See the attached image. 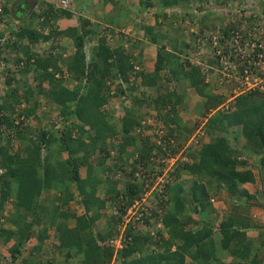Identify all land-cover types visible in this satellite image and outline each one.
<instances>
[{
    "label": "trees",
    "instance_id": "16d2710c",
    "mask_svg": "<svg viewBox=\"0 0 264 264\" xmlns=\"http://www.w3.org/2000/svg\"><path fill=\"white\" fill-rule=\"evenodd\" d=\"M190 1L140 0L143 8L136 29L141 36H130L127 51L110 46L85 18H78L77 27L64 31L73 47L65 57L55 42L40 52L18 43L26 37L38 48L59 35L52 27L46 34L26 26L13 29L14 41L3 45L6 58L12 57L14 62L22 55V70L34 74L24 89L14 74L7 75L11 96L8 104L0 103V243L7 246L10 264H15L31 237L36 240L32 252L47 245L50 251L62 253V262L45 261L50 264H72V260L75 264H186L185 259L189 264H264V225L252 222L250 208L258 205L248 202L257 194L243 187L256 179L264 185V90L255 87L240 92L225 106L238 84L228 83L211 46V33L222 18L204 13L194 19L187 8ZM219 3L217 0L215 5ZM2 7L7 14L6 6ZM37 11L29 16L40 26L49 18L71 15L49 4L40 5ZM146 17L153 24H143ZM184 17L198 23V33L187 32ZM234 25L225 23L218 41L226 39ZM142 41L155 50L148 72L140 67ZM110 83H114L111 94ZM139 88L143 90L138 95L132 94ZM186 94L192 105L198 104L196 113L199 122L205 120L204 134L196 146L184 152L191 161L174 171L177 181L169 188L159 217L163 230H157L155 238L147 230L127 228L124 236L129 238L115 250L107 240L117 235L120 214L142 189L138 180L117 187L113 171L133 153L148 165L152 151H179L197 126L181 125L177 107ZM126 95L132 103L124 107L117 123L111 119L108 100ZM52 105L57 114L54 123L33 132L29 121L47 120ZM140 107L145 108L144 115L157 118L168 129L164 149L153 142L154 135L139 138L132 134L143 116ZM110 148L115 150L113 156ZM80 167L85 169L83 178ZM102 171L106 173L103 179L99 176ZM99 187L102 196L97 195ZM44 191L52 192L54 199L42 198ZM219 191L232 204L230 213L216 223L209 217L214 211L209 198L211 192ZM263 192L264 186L260 194ZM71 201L81 206V213L67 208ZM107 201L116 207L109 217L102 213ZM6 203L13 208L7 218L2 213ZM152 217H156L154 212ZM100 219L102 226L97 227Z\"/></svg>",
    "mask_w": 264,
    "mask_h": 264
},
{
    "label": "built area",
    "instance_id": "2783aa9c",
    "mask_svg": "<svg viewBox=\"0 0 264 264\" xmlns=\"http://www.w3.org/2000/svg\"><path fill=\"white\" fill-rule=\"evenodd\" d=\"M67 3L68 0H58L56 6L64 9L67 7ZM2 6L3 0H0V75L4 76L8 75L5 70L13 72L23 69L25 61L22 55H18L17 61L5 62L6 54L4 51H6V48L4 49L3 45L7 41H14V37L11 33L12 28L5 29L6 19L3 16ZM187 8L194 19L197 17L200 19L206 13V10H213L214 13L223 16L220 22H216L214 33H211V46L214 48L213 54L217 57L221 68L225 70L224 74L227 75L228 83L230 84L232 81L238 84L231 90L232 95L225 101V106L229 105L232 97L240 92L255 87L264 90V6L259 7L246 2L239 4L233 1H226L222 5L213 4L208 6L199 0H193L190 1ZM174 11L179 15L182 14L179 13L180 10L174 9ZM183 22L188 26V33H198V23L195 20L189 22L186 18ZM227 22H235L236 25L229 30L230 35L220 42L217 39V34L221 35V28ZM16 23L17 21H14L12 25L14 26ZM31 61L30 58L29 64H31ZM6 63H8L7 67H5ZM156 121L160 120L155 117L152 118L150 115L142 116L139 119V124L133 127L132 134L139 138L154 135L153 142L162 145L164 149V143L166 142L163 136L166 133L154 126L153 122ZM204 122V119L200 121L195 131L177 153L172 154L167 149L158 153L152 151L147 161L148 165H144V162L140 161L138 154L135 153L132 158L133 161L129 162L130 166L128 168H124L125 166L117 168L119 171L124 169V172L128 174L129 181H140L142 190L137 198L124 207L123 212L120 214V220L116 225L117 235L107 242L115 250L122 248L123 242L129 238L124 236V231L127 228H130L133 232L147 230L156 238L154 233L162 228L159 220L163 212L162 206L167 204L168 190L177 181L173 175L174 171L179 164H187L191 161V158L184 152L187 147L193 148L199 143L198 140L204 134L202 130ZM153 130H155V134L152 133ZM170 144H173L172 140ZM132 164L135 165L133 171L131 169ZM1 172L2 169H0ZM209 202L213 203V198H209ZM153 212L156 217H152ZM115 213L116 210L113 211V214ZM147 222L153 224L155 227L154 232L151 231L152 224L149 226Z\"/></svg>",
    "mask_w": 264,
    "mask_h": 264
},
{
    "label": "crops",
    "instance_id": "0c3cea01",
    "mask_svg": "<svg viewBox=\"0 0 264 264\" xmlns=\"http://www.w3.org/2000/svg\"><path fill=\"white\" fill-rule=\"evenodd\" d=\"M4 1L6 2L4 3ZM139 1L140 0H68L67 7L65 9L70 12L71 14L70 17L49 18L48 20H46L45 25L43 24V26H40L37 25L35 18L29 16L30 12L32 10L36 11L35 9L37 8L39 9L40 5H44V4L45 7L47 6V4H49L52 5L54 8H58L56 6L58 0H9V1L3 0V3L5 4L4 6H6L5 8L8 11L7 14L4 13V16L8 19V21L5 22L6 24L5 29H11V28L16 29L19 28L20 26L21 27L26 26L31 29L36 28L38 32L42 34H46L47 31L51 30L52 27V30L58 31L59 35H54L48 38L46 41H44L45 44L39 45L38 48H35L34 44H30L28 42V38L26 37H23L21 40L18 41V43L21 46H29L30 51L32 50V51L40 52L43 50L44 48L43 46H47L50 44L52 45L55 42L58 47V50L62 53V56L65 57L72 52L73 47H72L71 37L66 35L64 31L66 32L70 28L77 27L78 18H85L89 21L90 26L96 31V33H99V30L102 31L109 30L113 33H118L119 34L118 37L116 38L113 37V39L115 40L114 47L120 46L127 51V49H129L128 46L130 45L127 36L129 35V32L132 31V29L139 27L137 23V19L139 18L140 13L142 11L141 9L143 8V7L142 8L139 7L140 6ZM221 1L222 0H220V2ZM202 2L208 6H211L213 4H216L217 0H204ZM233 2L239 4H241L242 2H246L247 4L250 5H255L259 7L264 6L263 0H233ZM212 12H213L212 10L209 11L208 13H206L207 14L206 16L211 17V15L214 14ZM214 18L219 19V18H223V16L215 14ZM12 19H16L20 25L12 27L11 26ZM143 19L144 20L142 21V23L145 24L146 26H150L151 24H153L152 19H149L147 17ZM153 32H157V27H154ZM11 33H13L12 30ZM140 50H141L140 67L144 71L148 72L151 70V66L154 59V53H155L154 46L152 44H149L147 41H142ZM12 59H13L12 57L5 58V62H8L10 60H11L10 62H12ZM8 63H6L5 67H7ZM21 70L13 71V72H9L8 70L7 71L5 70V73L8 75L10 74V76L14 74V77H16V79H18L20 83L23 82V84H21L20 87L24 89L28 86L27 81L31 79L34 72L30 71L29 69L27 71H23V70L21 71ZM6 76L7 75L4 76L0 75V103L4 102L8 104L9 101L8 96L9 95L11 96V93L8 92L9 90H7L6 87L7 86L5 83ZM107 107L109 109L110 116L113 117V113H112L113 107L109 104V101ZM50 108H53L52 112L54 113L56 109L54 105L50 106ZM250 186L252 188L253 184L246 183L243 185V187L246 188V190L249 193H253L251 192L252 190H249L251 189L249 188ZM42 198L47 200L54 199L53 193L50 191H44L42 193ZM29 239L34 240L33 245L36 246L35 237H31ZM8 244H11V241H9Z\"/></svg>",
    "mask_w": 264,
    "mask_h": 264
},
{
    "label": "rangeland",
    "instance_id": "374dc122",
    "mask_svg": "<svg viewBox=\"0 0 264 264\" xmlns=\"http://www.w3.org/2000/svg\"><path fill=\"white\" fill-rule=\"evenodd\" d=\"M37 10H38L37 12H39L38 8H37ZM132 31L134 33H132ZM132 31L129 32V35L127 36V39L131 38L130 36H132V35L136 36L138 38L140 37V35L138 34V31H137L136 28L132 29ZM98 34L104 35L107 43L109 45H111V46L112 45L114 46V41L115 40L113 39V37L116 38V37L119 36L118 33H113V32H111L109 30H106V31L99 30ZM112 35H114V36H112ZM130 42H131V39H130ZM91 43L92 42L90 41L89 44H91ZM113 84L114 83H110L111 86ZM230 84L233 85L235 83L231 81ZM142 90H143V88L142 89L139 88L138 90H136L132 94L138 95V93L140 91H142ZM223 90L224 89H221V91H223ZM186 96L187 97L185 99H183V101H182L183 103L179 106V108L177 107L181 125L189 126V125L197 124V126H198L199 123H200L199 122V116L196 113L197 108H198V104L192 105L193 101L192 100H191V102L189 101L190 98L188 97L189 96L188 94H186ZM39 98H40V102L41 101L43 102V97L40 96ZM108 101H109V104L113 107L112 120L114 119L118 123V121H119L118 119L123 114L124 107L129 106L132 103L131 97H129L128 95H126L125 98L113 97V99L110 98ZM139 110H140L139 112L144 116L143 113H144L145 108L144 107H140ZM48 111H49L48 114L50 116L47 119L48 121L46 119L41 120L40 123H37V122H34V121H29L30 127L33 129V132L37 131L39 128H43V127L47 128L49 126V124H51V122L54 123L55 116H57V114H56L55 111H54V113L52 112L53 108H50ZM141 114H140V116H141ZM153 124H154L155 127H158L160 129H162V131L164 133L168 132V129L166 128V126L161 121L153 122ZM56 126H58V125H55V127ZM169 126L173 127L172 125H169ZM197 126L195 125V128L192 130L193 132L195 131ZM154 131L155 130L152 131L153 134H155ZM236 140L238 142V141L241 140V138L240 139L238 138ZM17 144H18V142L13 143L12 147L15 149ZM110 152H114L115 153V150L110 148ZM134 154L135 153H133L132 156H130L128 158L126 157V155H123L124 156V160H125V158H127V159H126L124 164L122 163L123 165H121V166H125L124 168H128V166H130L129 162L131 160L133 161L132 158H133ZM64 156H65L64 154L61 155V157H64ZM118 167H120V165ZM254 171H255V168H253V172ZM113 172L114 173H113L112 177L118 181L117 184H116L117 187L122 188L124 186V184L129 179L128 174L126 172H124V169H123V171L122 170L119 171L117 168ZM79 174H80V176L82 178L85 176L84 167H80L79 168ZM105 175H106V173H104L103 171L99 173V176L102 179L104 178ZM108 175L110 176V174L107 172V176ZM255 175H257V174L255 173ZM263 186L264 185H260L258 179H256V181L254 182L252 188H251V186L249 187V188H251L249 190H252L251 192H254V193L257 194L255 199L248 200L249 203L258 205V206H254L253 205V207L250 208V216H251L252 222L254 224H256V225H264V206L261 207L262 200L264 199V195H263L264 192H263V194L262 193L260 194V192L263 189ZM101 189L102 188L99 187L98 190H97V195H99V196H102V190ZM259 194H260V196H259ZM78 198H79V196H76L75 200H77ZM210 198H213L214 211L212 213H209V217H213L214 218V222L217 223L219 220H221L223 217H225L227 214L230 213V208H231V204L232 203L226 198L225 194L222 191H219L218 193L211 192L210 193ZM67 208L69 210L73 211L74 213H77V214L81 213V206L79 204H77V202H75V201L74 202H72V201L69 202L68 205H67ZM114 210H116V207L112 206L111 204H109V201H107L105 203V208L102 209V213H104L106 217H109V215H111V213H113ZM12 212H13L12 206L10 205V203H6L5 207L3 209L4 217L7 218L8 214H10ZM187 214H189V213H187ZM96 225H97V227H101L102 226V220L101 219L98 220L96 222ZM6 226H7V224H6ZM151 231H153V232L155 231V227L153 226V224H152ZM50 232H51V230H50ZM33 244H34V240H30L29 239L27 242H25L24 246L22 247V249L20 251L19 256L14 261L15 264H23L22 260L26 261L25 264H50V263H45V261H47V260H49V261L53 260L54 262L55 261L56 262H62L63 261L62 253H56V252L50 251V249H48L49 247L47 245H45V247L44 246L41 247L39 252H35V251L32 252L31 250L35 246ZM171 248L173 249V246H171ZM8 258H9V254L7 252V246L6 245H2L0 243V264H3L4 260L8 264V262H9ZM185 262H187L186 264H189V260L188 259H185ZM71 263L75 264L73 260L71 261Z\"/></svg>",
    "mask_w": 264,
    "mask_h": 264
},
{
    "label": "clouds",
    "instance_id": "9594fccd",
    "mask_svg": "<svg viewBox=\"0 0 264 264\" xmlns=\"http://www.w3.org/2000/svg\"><path fill=\"white\" fill-rule=\"evenodd\" d=\"M226 1H230V2H232L233 0H222L220 3H219V5H222L224 2H226ZM4 4V3H3ZM4 6V5H3ZM59 8V7H58ZM65 9V8H64ZM36 11H37V9H35ZM209 11H211V10H206V13H208ZM213 11V10H212ZM2 12H3V7H2ZM212 13H214V12H212ZM216 13H214V14H212L213 15V17H214V15H215ZM216 15H219V14H216ZM3 16H4V13H3ZM220 16H222V15H220ZM4 18L6 19V22L8 21V19L4 16ZM42 18H43V16H41V18H40V20H42ZM214 19V18H213ZM223 19V18H222ZM221 19V20H222ZM14 21H17L16 19H12L11 20V26L13 27V25H12V22H14ZM19 25V23H18V21H17V23H16V25H14V26H18ZM12 29H14V28H12ZM12 32H13V30H12ZM107 42V41H106ZM107 84H109V82H107ZM109 86V85H108ZM113 89H114V84L112 85V86H109V89H108V92L110 93V90L113 92ZM111 92V93H112ZM110 93V94H111ZM116 97H120V96H116ZM126 96H124V97H121V98H125ZM112 98V97H111ZM148 115V114H147ZM56 119H59V117H57ZM110 153V155L111 156H113L114 155V152H109ZM211 203V202H210ZM212 204V206H213V203H211ZM111 215H114L113 213H111ZM110 216V215H109ZM2 221H3V219H2ZM163 229L162 228H160V231H162ZM109 240V239H108ZM108 240H107V242H108ZM125 243V242H124ZM108 244V243H107ZM109 245V244H108ZM24 246V245H23ZM109 246H111V245H109ZM113 247V246H112ZM9 254V253H8ZM8 264H10L9 262H8Z\"/></svg>",
    "mask_w": 264,
    "mask_h": 264
}]
</instances>
